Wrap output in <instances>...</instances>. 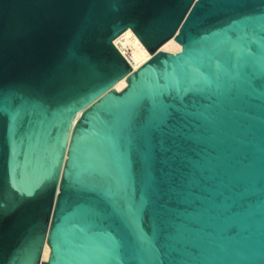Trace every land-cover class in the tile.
<instances>
[{
  "label": "water",
  "instance_id": "obj_1",
  "mask_svg": "<svg viewBox=\"0 0 264 264\" xmlns=\"http://www.w3.org/2000/svg\"><path fill=\"white\" fill-rule=\"evenodd\" d=\"M0 264H264V0H0Z\"/></svg>",
  "mask_w": 264,
  "mask_h": 264
},
{
  "label": "bare ground",
  "instance_id": "obj_2",
  "mask_svg": "<svg viewBox=\"0 0 264 264\" xmlns=\"http://www.w3.org/2000/svg\"><path fill=\"white\" fill-rule=\"evenodd\" d=\"M114 43L131 64L133 70H137L152 57V53L147 49L141 39L131 28H128L123 33H121L115 39ZM181 48V44L177 42L175 38H172L166 42L161 49L164 51L178 52L181 50ZM126 86L127 80L124 78L116 85V89L122 90ZM49 253L50 247L46 246L43 255L44 260L48 259Z\"/></svg>",
  "mask_w": 264,
  "mask_h": 264
}]
</instances>
